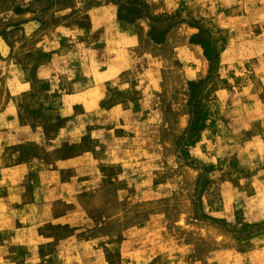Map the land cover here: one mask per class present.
I'll use <instances>...</instances> for the list:
<instances>
[{
	"label": "rangeland",
	"instance_id": "obj_1",
	"mask_svg": "<svg viewBox=\"0 0 264 264\" xmlns=\"http://www.w3.org/2000/svg\"><path fill=\"white\" fill-rule=\"evenodd\" d=\"M0 264H264V0H0Z\"/></svg>",
	"mask_w": 264,
	"mask_h": 264
}]
</instances>
